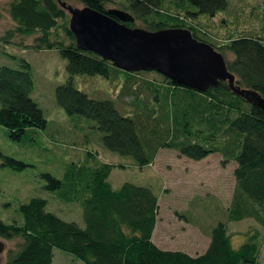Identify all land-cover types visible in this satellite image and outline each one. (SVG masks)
Instances as JSON below:
<instances>
[{
	"label": "trees",
	"instance_id": "16d2710c",
	"mask_svg": "<svg viewBox=\"0 0 264 264\" xmlns=\"http://www.w3.org/2000/svg\"><path fill=\"white\" fill-rule=\"evenodd\" d=\"M84 6L107 11L108 5L130 12L148 30L186 28L199 40L210 43L226 59L235 74V86L264 97V38L255 35L231 36L222 41L197 18L215 17L229 8V0H76ZM70 0H12L9 12L16 23L4 39L15 33L37 34L34 47L58 49L67 59L70 74L57 87L56 100L69 114H80L97 122L103 133L102 145L113 152L131 156L140 167L152 165L161 148L202 160L221 153L223 162L234 160L236 178L228 221L254 218L264 226V110L228 81L206 91L182 86L164 77L165 85L145 80L152 88L161 113H124L116 99H97L78 88L77 74L111 78L118 68L92 51L78 47L70 27L71 13L62 6ZM196 6L197 11L192 10ZM135 21V23H136ZM175 22V24H171ZM127 25L135 27L134 23ZM138 27V26H136ZM143 28V27H142ZM156 71V70H150ZM130 72L122 87L147 71ZM157 72V71H156ZM159 73V72H158ZM143 80V82H144ZM163 86V87H160ZM164 88L165 92L162 91ZM34 77L31 64L20 68L0 66V125L16 140L29 128H46L42 108L31 97ZM114 97V96H113ZM96 164H72L65 179L46 173L47 187L61 200L83 207L84 227L48 210L49 200L33 197L21 205V223H6L0 217V236L21 238L10 249L6 264H54V248L74 254L86 264H261L260 232L250 233L239 248L234 247L227 222L220 221L210 232L207 250L191 255L183 250L164 249L153 240L158 222L159 194L150 185L127 181L115 188L110 176L118 165L102 162L89 152ZM0 159L14 168L26 163L4 155Z\"/></svg>",
	"mask_w": 264,
	"mask_h": 264
},
{
	"label": "rangeland",
	"instance_id": "374dc122",
	"mask_svg": "<svg viewBox=\"0 0 264 264\" xmlns=\"http://www.w3.org/2000/svg\"><path fill=\"white\" fill-rule=\"evenodd\" d=\"M12 0H0V66L20 68L23 60L32 66L34 89L31 97L42 108L48 124L46 128H29L19 140L9 135V130L0 125V151L9 157L26 163L25 167L5 165L0 159V217L6 223H21L20 207L33 197L49 200L48 210L68 221H76L84 227L83 207L77 202L60 199L58 192L50 190L44 174L50 173L65 179L72 164H96L89 160V152L98 154L102 162L118 165L112 171L110 181L115 188L130 181L138 185H150L159 194L157 244L168 249H182L192 254L206 250L210 232L220 221L227 222L234 247L244 244L250 233L260 232L264 242V226L254 218L228 221L226 209L232 203L236 185L237 163H224L221 153L210 154L202 160L181 155L170 148H161L152 165L140 167L131 156L106 149L100 139L103 133L97 122L80 114H69L57 103V87L70 77L67 59L58 49L34 47L37 34L15 33L4 39L8 31L16 28L9 6ZM70 6L83 8V4L70 0ZM112 4L108 8H113ZM192 6L193 11H197ZM198 22L208 24L221 44L226 38L239 35H255L264 38V0H229V8L215 17L202 15ZM175 24V22H171ZM135 26L146 28L143 21ZM232 60L233 54L226 52ZM130 72L118 70L111 78L100 75L77 74L75 84L97 99H116L124 113L140 112L147 115L148 106L153 115L161 113V106L154 100V92L145 80L165 85L164 77L156 71H147L122 87ZM144 80V82H143ZM163 87V86H160ZM162 91L165 92L164 88ZM114 96V97H113ZM0 264H6L10 249H16L21 238L6 239ZM185 251V252H186ZM54 264H86L74 254L55 247ZM264 264V243L260 256Z\"/></svg>",
	"mask_w": 264,
	"mask_h": 264
},
{
	"label": "water",
	"instance_id": "95a60500",
	"mask_svg": "<svg viewBox=\"0 0 264 264\" xmlns=\"http://www.w3.org/2000/svg\"><path fill=\"white\" fill-rule=\"evenodd\" d=\"M62 6L71 13L70 27L77 45L112 61L126 71H150L165 75L182 86L206 91L223 81L264 110V97L235 86L236 76L228 69L224 55L210 43L196 38L186 28L148 30L132 27L136 18L120 8L99 11L89 6ZM5 242L0 239L1 254Z\"/></svg>",
	"mask_w": 264,
	"mask_h": 264
},
{
	"label": "crops",
	"instance_id": "0c3cea01",
	"mask_svg": "<svg viewBox=\"0 0 264 264\" xmlns=\"http://www.w3.org/2000/svg\"><path fill=\"white\" fill-rule=\"evenodd\" d=\"M156 234H157V226H156V229H155V232H154V235H153V240H154V242L157 244V241H156ZM209 243H210V238H209ZM158 245V244H157ZM160 246V245H159ZM208 246H209V244L207 245V248H208ZM161 248H164V247H162V246H160ZM207 248H206V250H207ZM164 249H168V248H164ZM174 250H182V249H174ZM206 250H204L203 252H201V253H199V254H202V253H204ZM183 251H186V250H183ZM187 253H189V254H191V255H199V254H197V253H195V254H192L191 252H188V251H186Z\"/></svg>",
	"mask_w": 264,
	"mask_h": 264
},
{
	"label": "flooded vegetation",
	"instance_id": "af4514ba",
	"mask_svg": "<svg viewBox=\"0 0 264 264\" xmlns=\"http://www.w3.org/2000/svg\"><path fill=\"white\" fill-rule=\"evenodd\" d=\"M1 261H2V257H1ZM1 261H0V263H1Z\"/></svg>",
	"mask_w": 264,
	"mask_h": 264
}]
</instances>
